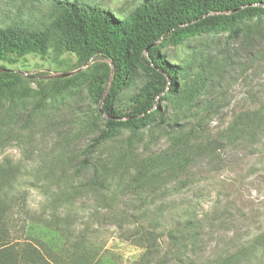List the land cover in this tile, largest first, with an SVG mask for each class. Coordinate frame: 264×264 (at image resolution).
I'll use <instances>...</instances> for the list:
<instances>
[{
  "label": "rangeland",
  "instance_id": "1",
  "mask_svg": "<svg viewBox=\"0 0 264 264\" xmlns=\"http://www.w3.org/2000/svg\"><path fill=\"white\" fill-rule=\"evenodd\" d=\"M57 1L0 0V28L21 22L43 29L56 17ZM83 1L123 19L143 0ZM251 31L232 38L209 33L166 46L167 60L186 69L183 96L190 102L165 125L123 130L95 149L104 115L98 113L102 102L91 96V80L111 66L108 60L82 63L54 51L12 66L0 60V71L22 75L16 96L6 90L0 96V172L18 248L42 243L47 253L66 252V236L44 222L54 212L55 194L80 187L107 164L114 168L112 194L81 191L58 209L77 232L85 230L101 245L96 264H264V125L243 141L242 129L227 134L242 112L264 107V20ZM135 77L116 106L126 107V97L144 81L141 72ZM68 78L67 84L54 81ZM198 78L205 85L200 94L193 89ZM88 158L95 168L78 170ZM140 172L142 181L136 180ZM105 196L114 199L105 202ZM186 211H194L197 237L180 241L175 254L166 231L183 222ZM134 224L155 228L156 256L144 260V249L127 240L121 228Z\"/></svg>",
  "mask_w": 264,
  "mask_h": 264
},
{
  "label": "trees",
  "instance_id": "2",
  "mask_svg": "<svg viewBox=\"0 0 264 264\" xmlns=\"http://www.w3.org/2000/svg\"><path fill=\"white\" fill-rule=\"evenodd\" d=\"M56 5L55 19L43 29H33L21 22L0 28V60L12 66L27 56L44 57L51 51L74 54L82 63L94 57L108 60L111 66L106 65L107 69L98 71L91 80V96L95 102H102L98 113L104 115V129L95 139L93 149L115 139L123 130L165 125L173 112L181 111L184 104L190 102L183 96L185 77L182 72L186 69L167 60L162 54L166 46H178L209 33L227 32L231 38L241 34L247 36L264 20V0H143L123 19L83 0H58ZM138 72L143 74L144 81L126 97V107L122 104L116 106L118 96L135 82ZM21 78V73L0 71V96L5 90L10 97L16 96L15 85ZM54 81L67 84L70 78ZM195 82L193 89L200 94L205 85L199 78ZM263 125L264 107L253 113L242 112V117L230 125L227 134L238 135L242 129L243 141L255 137V129ZM180 133L184 134L183 131ZM191 134L193 136L194 132ZM91 148L85 151L86 156L90 155ZM166 164L169 168L170 165ZM171 164H175L174 161ZM95 165L88 158L80 161L77 169L88 171ZM101 169L100 174L97 172L80 187L72 184L68 191L55 194L54 212L44 222L66 236L68 248L64 253L53 248L47 253L42 243L26 242L21 249L18 248L20 239L13 235L16 225L9 216L13 213L12 200L9 202V195L4 190L7 179L3 178L4 172H0V264H96L101 245L85 230L77 232L68 223L69 215L58 209L65 208L81 191L112 194L113 183L109 174L114 168L104 164ZM142 173L136 180L142 181ZM57 182L61 183L60 180ZM113 199L105 196L103 201ZM193 212L186 211L183 222L166 231L172 245L170 249L175 248V254L180 250V241L192 242L197 237L198 221ZM121 230L127 240L144 249V260L159 253L155 228L150 230L134 224ZM230 264L238 263L234 259Z\"/></svg>",
  "mask_w": 264,
  "mask_h": 264
},
{
  "label": "water",
  "instance_id": "3",
  "mask_svg": "<svg viewBox=\"0 0 264 264\" xmlns=\"http://www.w3.org/2000/svg\"><path fill=\"white\" fill-rule=\"evenodd\" d=\"M62 76H67V74H64V75H62Z\"/></svg>",
  "mask_w": 264,
  "mask_h": 264
}]
</instances>
